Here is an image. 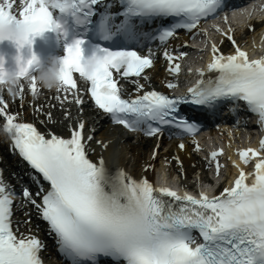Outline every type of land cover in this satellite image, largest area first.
Wrapping results in <instances>:
<instances>
[{"label":"snow or ice","instance_id":"obj_1","mask_svg":"<svg viewBox=\"0 0 264 264\" xmlns=\"http://www.w3.org/2000/svg\"><path fill=\"white\" fill-rule=\"evenodd\" d=\"M227 6V0H0V39L7 34L21 48L31 46L32 38L45 29L65 36L69 28L78 33L66 44L62 86L57 89H77L73 75L78 73L87 82L86 92L97 112L102 110L100 114L131 133L156 137L167 130L195 136L207 115H215L225 104L250 110L264 131V55L250 58L231 27L215 25L221 39L211 43V59L206 68L195 69L199 79L185 92L145 90L150 80L145 70L154 66L155 58L151 46L146 53L141 51L146 43L165 44L180 29L199 32L202 23ZM224 21L228 22L227 14ZM85 42L99 56L91 74L83 67ZM163 55L170 73L179 74L180 58L187 53L165 48ZM33 59L34 55L21 63L19 84L13 92L6 91L13 99L23 100L25 87L33 96L38 93L40 85L30 74ZM133 76L136 87L129 91L122 78ZM21 78L28 79L27 86ZM177 82L165 81L168 88ZM3 93V128L29 167L22 173L27 182L17 177L18 190L0 174V264H43L44 244L31 231L20 233L14 227L27 223L13 220L14 205L36 210L69 264H264V135L258 147L238 150L244 165L252 163L250 171L233 160L238 172L229 184L212 195L205 191L194 195L154 186L146 175L136 178L124 168L109 169L103 156L94 159L95 115L86 124L77 113L64 134L48 127L53 118L47 114L48 119L40 121L43 130H38L34 123L18 120ZM82 99L76 96L78 107ZM63 116L69 113L64 111ZM95 143L103 148L100 141ZM193 143L199 149L198 142ZM158 146L157 141L151 157ZM179 147H185L183 140ZM222 151L210 153L217 175ZM194 232L201 242H196Z\"/></svg>","mask_w":264,"mask_h":264},{"label":"bare ground","instance_id":"obj_2","mask_svg":"<svg viewBox=\"0 0 264 264\" xmlns=\"http://www.w3.org/2000/svg\"><path fill=\"white\" fill-rule=\"evenodd\" d=\"M254 27L253 31H250L248 28L249 24H251V21L248 25L239 27L238 30H234L233 33L237 37V39L243 40L245 38H253L257 37L261 30H264V23L261 25L253 21L252 22ZM259 39H256V42H258ZM118 134V133H117ZM121 137V141L117 142L115 145H107L104 157L107 163L110 164H120L124 167L132 170L133 167H136L138 169L142 168V165L145 163L152 164V159H150L149 153V143L148 142H136L131 143L128 138H126L124 135L119 134ZM105 137H107L105 135ZM195 157L183 158V162H185V174L186 179L181 182V185H184L186 187L192 188L194 186V178L195 176H198L201 180L205 181L206 183L210 182L209 174L208 172L204 171L202 168L196 164L194 168L189 166V162H194ZM147 172H150L149 169H146Z\"/></svg>","mask_w":264,"mask_h":264},{"label":"clouds","instance_id":"obj_3","mask_svg":"<svg viewBox=\"0 0 264 264\" xmlns=\"http://www.w3.org/2000/svg\"><path fill=\"white\" fill-rule=\"evenodd\" d=\"M6 38L10 39L7 34H5L2 39ZM19 49L20 48H17V52L13 57L15 63L14 68L6 66V58L3 54H0V91H7L11 93L15 90L16 86L20 82L17 72L21 63H23L28 58L33 57V55L34 59L32 67L35 69V71L30 74L35 75L39 85L49 89L59 88L62 86L60 76L63 67V56L60 57L56 55H50L46 60H42L41 57L36 53L31 52V46H29V52H31V54L27 57L22 55ZM98 59V54L94 53L85 57L83 61V67L86 74H91L95 70ZM0 131L6 132V129L2 127Z\"/></svg>","mask_w":264,"mask_h":264}]
</instances>
